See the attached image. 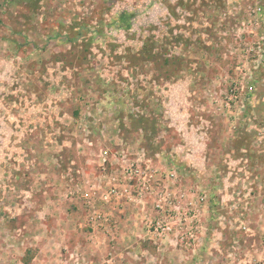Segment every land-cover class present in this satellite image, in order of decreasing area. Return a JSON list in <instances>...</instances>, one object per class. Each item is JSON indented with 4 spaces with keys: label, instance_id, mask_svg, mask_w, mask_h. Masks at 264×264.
Returning <instances> with one entry per match:
<instances>
[{
    "label": "rangeland",
    "instance_id": "obj_1",
    "mask_svg": "<svg viewBox=\"0 0 264 264\" xmlns=\"http://www.w3.org/2000/svg\"><path fill=\"white\" fill-rule=\"evenodd\" d=\"M121 138L157 168H176L189 198L211 201L213 237L200 235L197 264H264V0H0V245L8 257L30 244L22 226L32 214L33 248L45 241L53 209L83 217L71 221L82 236L70 230L60 259L84 264L77 246L96 234L81 195L102 176L99 149L113 151ZM107 166L105 175L115 168ZM125 206L135 211V238L157 252L143 261L162 262L143 234L150 207Z\"/></svg>",
    "mask_w": 264,
    "mask_h": 264
},
{
    "label": "built area",
    "instance_id": "obj_2",
    "mask_svg": "<svg viewBox=\"0 0 264 264\" xmlns=\"http://www.w3.org/2000/svg\"><path fill=\"white\" fill-rule=\"evenodd\" d=\"M119 140L113 151L108 146L99 149L96 159L102 176L97 177L96 191L91 183L89 191L82 192L81 195L85 205V223L90 228V235L101 233L115 236V223L111 213L118 203L135 205L140 211H145L146 206L148 208L150 205L154 216L144 218V238L159 248L167 246L197 250L201 246L200 233L203 229L202 205L207 201V196L200 193L189 198V194L182 191L178 184L181 179L176 168L167 171L157 168L144 148L139 146L133 149L122 138ZM193 149L194 144L189 149L191 153L188 157L197 153ZM158 157L160 154L157 153L154 158ZM107 165L115 168L105 175ZM76 187L77 185L70 187V195L74 196L78 191ZM95 193V202L98 201L108 210L92 206Z\"/></svg>",
    "mask_w": 264,
    "mask_h": 264
},
{
    "label": "crops",
    "instance_id": "obj_3",
    "mask_svg": "<svg viewBox=\"0 0 264 264\" xmlns=\"http://www.w3.org/2000/svg\"><path fill=\"white\" fill-rule=\"evenodd\" d=\"M23 199L25 200V203L27 202V205H30L28 198ZM46 201L48 206H53L55 202V200L53 201L52 199H47ZM210 203L211 201L209 202L208 200V202L206 201L202 205V225L204 226V228L202 229L200 235H202L201 238H204V241L206 242H208L209 238L212 239L213 237L211 233L212 230L209 229L213 219V209L210 208ZM119 205L121 208H123L125 204L118 203L115 207L118 209ZM131 207L125 206L121 211L119 210L116 212L114 211L117 209H112L111 214L113 216V223H115V236H110L112 239H106L103 234L97 233L96 235H93L94 240L91 241V243H88L84 240L81 244H78L79 246L77 247L79 252L82 255L84 254V264H105V262H107L106 264H148L143 260H145L148 255H155L157 252L155 251V248L152 247L149 243L141 242L135 238V236H140L142 238V235L141 233H139V230L135 226V211ZM149 207L150 206H148V208ZM27 210V213H29V206H27ZM149 210L151 211L150 215L154 214V212L151 210V207L149 208ZM49 217L53 218V225L51 226L52 230L50 232V235H47L44 238L45 241L43 243H36L35 247L33 248L32 214L31 217H28L27 224L22 226V229H26V234L29 237L30 244L27 248L23 246L19 247V249L16 248L17 251L12 249L11 252L13 254L14 252L18 254L16 257L12 255L11 257H8L7 251H4L3 246L0 245V264H64L62 259H60L63 253L62 245L66 244L65 240H67V235H69L70 230L72 235L82 236L80 234L82 233V230L76 229V231H74L75 228H73L71 221L73 219H76V221H80L83 217L79 216L78 214L61 216V214H55L53 209L52 212L48 214V218ZM58 218H60V220H58ZM55 219L57 220L56 225L54 223ZM114 237L116 238L115 243L114 241H112ZM143 240L145 239L143 238ZM53 241H55L56 244ZM108 248L110 251L108 250ZM207 248V245H205L206 250ZM108 251L110 254L109 259L106 261L104 260L103 256ZM161 252L164 253L163 257L157 259H162V262L160 260H157L160 262H156V264H197L196 260H198L197 257L199 254L198 250L192 251L190 249H174L167 246L161 248ZM132 253H141V259L138 258L140 260L137 261L130 256V254Z\"/></svg>",
    "mask_w": 264,
    "mask_h": 264
}]
</instances>
